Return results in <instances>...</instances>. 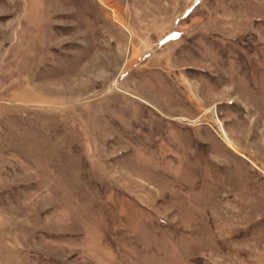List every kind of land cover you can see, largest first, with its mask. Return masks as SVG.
<instances>
[{"label": "rangeland", "instance_id": "obj_1", "mask_svg": "<svg viewBox=\"0 0 264 264\" xmlns=\"http://www.w3.org/2000/svg\"><path fill=\"white\" fill-rule=\"evenodd\" d=\"M0 264H264V0H0Z\"/></svg>", "mask_w": 264, "mask_h": 264}, {"label": "crops", "instance_id": "obj_2", "mask_svg": "<svg viewBox=\"0 0 264 264\" xmlns=\"http://www.w3.org/2000/svg\"><path fill=\"white\" fill-rule=\"evenodd\" d=\"M33 3V2H32Z\"/></svg>", "mask_w": 264, "mask_h": 264}]
</instances>
